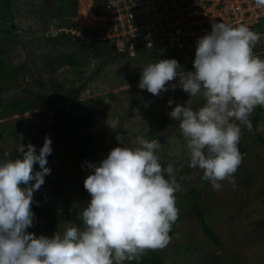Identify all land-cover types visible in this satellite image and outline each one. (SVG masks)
Masks as SVG:
<instances>
[{"label": "rangeland", "instance_id": "obj_1", "mask_svg": "<svg viewBox=\"0 0 264 264\" xmlns=\"http://www.w3.org/2000/svg\"><path fill=\"white\" fill-rule=\"evenodd\" d=\"M58 5L59 0H14L13 22L8 25L0 20V31L9 26L13 29L12 23L17 28L0 43L6 61L11 67L19 68L18 85H21L5 89L0 100L6 97L9 103L15 102L29 95L27 89L35 94H46L49 99L47 104L24 114L5 108L7 112L0 118V158L21 157L22 153L16 151L20 144L26 146L31 142L39 152L45 136L52 141L53 151L47 157L51 172L34 192L31 205L34 222L27 231L51 237L72 224L82 226L78 212L87 205L90 194L82 191L81 185L90 173L79 171L68 157L69 149L82 133H101V139L94 140L89 148L91 157L88 161L102 160L119 144L134 146L135 137L142 134L159 140L161 164L167 166L171 162L176 169L177 181L182 186L175 193L176 206L182 218L173 226L174 233L165 247L148 249L138 261L126 264H149L155 258L160 259V264H264V224H260L264 220V145L257 141L256 134L264 136V107L256 131L241 126L240 143L246 149L243 151L239 146L242 162L233 174L235 185L226 179L221 181L219 190H214L210 182L202 179L201 169L189 166V154L184 147L179 122L169 115L177 104L186 105L187 101L190 107L198 109L205 103L203 96L190 97L179 86L169 87L157 96L138 86L142 68L157 59H164L163 50L170 51L185 72L194 70V56L188 57L183 48L165 47L155 40L153 47L140 53L124 54V50L118 48V51L98 57L87 55L74 42V34L81 35L82 32L67 25L76 21L91 30L87 37L103 39L105 45H111L113 38L110 37L115 36V32L112 34L113 21L123 22V19L115 18L117 7L112 6L110 10L101 0H77L74 12L61 13ZM122 26L128 28L129 24ZM60 30L71 33L69 38L48 40L49 35L54 36ZM74 52L80 65L60 66L55 79L66 86L87 81L79 97L77 112L90 115L86 109L91 105L92 118L83 127H77L78 120H74L61 133H56L50 121L53 108L59 103L58 94L44 60H56L63 53ZM258 56L264 58V55ZM178 80L179 77L168 84L178 85ZM169 100H172L171 105ZM1 107L4 106L0 104ZM5 152L10 155L5 157ZM34 170H39L38 164L34 165ZM193 187L202 191V207L207 210L206 218L222 242L221 247H216L206 236L190 204L186 203L185 194Z\"/></svg>", "mask_w": 264, "mask_h": 264}, {"label": "clouds", "instance_id": "obj_2", "mask_svg": "<svg viewBox=\"0 0 264 264\" xmlns=\"http://www.w3.org/2000/svg\"><path fill=\"white\" fill-rule=\"evenodd\" d=\"M255 2L264 7V0ZM259 39L246 24L213 22L197 39L194 70L183 71L175 58L142 68L138 86L153 95L179 86L190 97L203 96L198 109L187 101L169 115L179 122L189 166L201 169L214 190L226 179L235 185L241 126L251 130L252 112L264 107V58L253 52ZM177 77L178 85L168 84ZM161 147L157 138L141 134L134 146L119 144L98 163L85 161L92 171L84 180L90 200L78 212L82 226L72 224L51 237L27 231L34 222V192L51 172V138L45 136L39 152L29 142L16 150L21 157L0 158V264H126L148 249L165 247L179 214L175 193L182 186L174 165L161 164Z\"/></svg>", "mask_w": 264, "mask_h": 264}, {"label": "trees", "instance_id": "obj_3", "mask_svg": "<svg viewBox=\"0 0 264 264\" xmlns=\"http://www.w3.org/2000/svg\"><path fill=\"white\" fill-rule=\"evenodd\" d=\"M13 1L14 0H0V20H4V23H7L8 25L14 20V14L12 12ZM101 1L102 5L106 7L107 0ZM46 5H49L48 1H46ZM76 7L77 0H59L58 11L61 13H64L66 11L74 12L76 10ZM67 26L69 28L79 29L82 32L83 35L74 34V42L79 44L81 49L87 55H93L98 57L100 55H105L108 52L113 53L117 50L115 42H112L111 45H105V41L103 39L87 37L88 33L91 32V30L79 25L76 21H70ZM12 32H14V29H11L10 26L5 31H0V42ZM55 34L56 35L54 36L49 35L48 40L57 41L63 39L64 37L69 38L68 35L70 36L71 33H67L64 31V33H62L61 35H59L58 33ZM147 42V39H145V41H138L133 49L127 47L124 51V54H130L132 51H134V53L147 51L150 47H153ZM156 43L162 44L166 47V45L159 42V40H156ZM156 43H153L152 41V44ZM3 53L4 48L2 46V43H0V94L3 93L5 89L10 90L14 87L21 86L20 84L18 85L19 68L11 67L10 63L4 58ZM162 54V57L164 59L174 57L170 51L163 50ZM62 65L78 67L80 65V59L78 58L77 53H63L58 56L56 60H44V66H49L50 68L51 81L54 82V90L58 94V101L60 103H58L53 108L54 114L52 120L50 121V126L54 131H56V133H61L64 129L72 125L74 120H78L77 127H83L85 124H88L91 121V112H93V107L91 105H89L86 109V112H89L90 115L85 116L84 114H80L77 112L79 106V97L82 93L83 88L87 86V81H81L78 85L71 84L69 86H66L64 83L58 82L55 79V74L57 73L58 68ZM27 91L29 92V95H24L23 97H20L19 99L15 100V102L9 103L6 97L1 98L0 104L4 107H1L0 109V118L7 112L5 108H8L11 112L24 114L26 112L36 110L38 107L47 104V102L49 101L48 96L46 94L36 93L38 94L37 96L35 93H33L34 91L29 89H27ZM262 110V106H257L255 115H253L252 117L251 127L254 131L257 130ZM256 134L257 141L264 145V136L258 134V132ZM100 136L101 133H82L77 139L76 143L73 144V146L69 149L68 157L75 162L76 168L79 171H86L88 173L92 171V169H89L84 162L88 161V159L91 157V152L89 151L91 144L94 142V140H100ZM239 146L243 151L246 149L244 146L241 145V143H239ZM89 162L98 163L99 160L93 159ZM81 190L87 192V190L84 188V183L81 185ZM201 196V189L193 187L185 194L186 203L190 204L191 211L196 215L206 236L215 244L216 247H221L222 242L220 241L214 228L210 225L206 218L207 210L202 207ZM181 218L182 214L179 210L178 218L173 223L169 232V236L174 233L173 226L178 225ZM260 224H264V220ZM149 264H160V259L155 258Z\"/></svg>", "mask_w": 264, "mask_h": 264}, {"label": "built area", "instance_id": "obj_4", "mask_svg": "<svg viewBox=\"0 0 264 264\" xmlns=\"http://www.w3.org/2000/svg\"><path fill=\"white\" fill-rule=\"evenodd\" d=\"M112 6L117 7L115 18L123 19L121 24L113 21L115 36L110 38L117 49H133L145 39L152 45L153 38L165 45L196 48L197 39L211 31L213 22H225L246 24L258 33L253 52L264 55V7L255 0H107L106 8Z\"/></svg>", "mask_w": 264, "mask_h": 264}, {"label": "water", "instance_id": "obj_5", "mask_svg": "<svg viewBox=\"0 0 264 264\" xmlns=\"http://www.w3.org/2000/svg\"><path fill=\"white\" fill-rule=\"evenodd\" d=\"M11 26H12V28L15 31H17L16 30L17 28H16V25L15 24L12 23ZM62 33H64L63 30L58 31V34L59 35H61ZM185 51H186L188 57L195 56V48H194V46H191V45L190 46H187L186 49H185Z\"/></svg>", "mask_w": 264, "mask_h": 264}, {"label": "bare ground", "instance_id": "obj_6", "mask_svg": "<svg viewBox=\"0 0 264 264\" xmlns=\"http://www.w3.org/2000/svg\"><path fill=\"white\" fill-rule=\"evenodd\" d=\"M92 13V12H91ZM86 14H88V12H86ZM94 18V17H93ZM85 23V22H84Z\"/></svg>", "mask_w": 264, "mask_h": 264}]
</instances>
